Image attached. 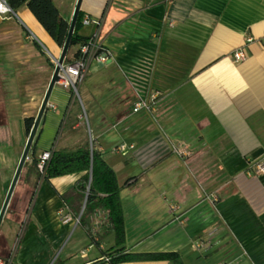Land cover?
<instances>
[{
  "label": "crops",
  "instance_id": "crops-1",
  "mask_svg": "<svg viewBox=\"0 0 264 264\" xmlns=\"http://www.w3.org/2000/svg\"><path fill=\"white\" fill-rule=\"evenodd\" d=\"M53 3L69 23L76 0ZM80 10L102 18L99 39L113 58L89 63L79 98L88 113L73 104L69 88L53 86L25 162L52 147L84 144L85 115L119 186L124 252H177L183 264H264V173L247 170L264 160V0H82ZM92 31L82 26L79 34ZM44 45L59 56L25 5L15 16H0V196L26 143L24 120H34L53 73ZM240 47L246 59L235 63L231 52ZM139 98L149 108L133 112ZM120 144L133 148L119 152ZM80 177L46 181L30 166L21 171L13 207L0 224L9 249L23 227L13 264H90L106 257L113 233L96 225L94 212L79 221ZM72 230L78 242L61 249ZM86 239L98 256L88 257Z\"/></svg>",
  "mask_w": 264,
  "mask_h": 264
},
{
  "label": "trees",
  "instance_id": "trees-1",
  "mask_svg": "<svg viewBox=\"0 0 264 264\" xmlns=\"http://www.w3.org/2000/svg\"><path fill=\"white\" fill-rule=\"evenodd\" d=\"M10 7L15 12L19 7L25 5L30 13L34 16L37 22L42 26L46 33L52 38L56 45L61 49L69 28V23L58 12L53 0H7ZM83 12L80 10L74 26L73 35L71 37L69 49L76 46L75 52L68 56V52L64 59V65H68L76 61L79 56L78 46L84 44L88 37L79 34L82 28ZM53 66L50 58H47ZM70 93L74 97L71 89ZM73 104L77 105L76 98ZM78 106V105H77ZM25 133L28 135L33 124V118L29 117L24 120ZM51 157L47 163L43 179L49 181L53 178L62 177L71 174H81V177L76 182V188L84 193L90 175V183L88 194L86 197L82 215L79 218L81 223L99 209L108 214L104 225H107L109 231L114 235V246L108 251L103 252V255L109 257L108 260L102 259L94 261L90 264H102L104 261L109 264H117L120 262L131 261H168L172 264H183L180 255L177 252H155L142 254H129L124 252L123 243L125 240L124 220L122 215V208L119 200V186L116 181V176L113 169L105 162L102 153L96 148L95 140L86 141L84 144L74 149H63L52 147ZM37 158H33L28 164L24 163L23 169L28 166L36 174ZM16 189L14 190L9 205L7 207L4 218L8 215L13 201L15 200ZM32 193L29 197V203L33 198ZM64 199L62 195H59ZM82 197L83 194L81 193ZM23 227L20 224L16 236H22ZM10 255V249L5 247L0 240V257L5 259ZM56 261V260H55ZM13 264V262H12Z\"/></svg>",
  "mask_w": 264,
  "mask_h": 264
},
{
  "label": "built area",
  "instance_id": "built-area-1",
  "mask_svg": "<svg viewBox=\"0 0 264 264\" xmlns=\"http://www.w3.org/2000/svg\"><path fill=\"white\" fill-rule=\"evenodd\" d=\"M0 16H15V12L8 4L7 0H0ZM103 20L101 17L92 19L88 16H83L82 18V26H93V31L87 36V41L78 46L79 56L71 64L62 65L59 71V80L57 84H60L64 87H67L72 90L73 94L77 93V84L82 81L85 77L89 63L95 61L98 64H106L110 62L113 58V54L109 48L104 46L99 39L100 30L102 27ZM247 41H251L250 38ZM261 42L264 43V36L261 38ZM232 59L235 63L244 61L246 59V54L243 51V48L234 49L231 52ZM53 64L55 65L54 57H51ZM75 96V95H74ZM149 101L147 98H139L133 105L132 111L138 112L142 109L149 108ZM48 107V105H47ZM51 109H55V106L50 105ZM83 117V115H82ZM84 118L86 119L85 115ZM91 139H89V142ZM132 145H125L120 144L116 147V150L119 152H124L128 149H132ZM176 153L179 155L186 154L185 151L175 149ZM52 149L45 150L40 153L37 157L35 168L38 175L43 178L46 170L47 163L51 157ZM248 171H252L254 174L264 173V160L254 161L248 164L247 166ZM90 180H88L86 189L84 191L85 196L87 197L88 188H89ZM92 217L96 220V225H102L107 220L108 214L103 210H97L93 213ZM68 219V217H66ZM20 241V236H16L12 246L10 247V255L8 258H1L0 257V264H12L16 249L18 247ZM105 260H108L109 257H105ZM217 264H224V263H217Z\"/></svg>",
  "mask_w": 264,
  "mask_h": 264
},
{
  "label": "water",
  "instance_id": "water-1",
  "mask_svg": "<svg viewBox=\"0 0 264 264\" xmlns=\"http://www.w3.org/2000/svg\"><path fill=\"white\" fill-rule=\"evenodd\" d=\"M81 3H82V0H76L75 7L73 10V14H72V17H71L70 22H69V28H68V32H67L65 42L61 48L59 56L57 58H54L55 59V65H54L52 76H51L50 81L48 83L44 97L40 103L38 112H37L36 116L34 117L33 124L30 128V131H29L27 139H26V143L24 145V148H23L22 153L20 155L19 161H18L17 166L15 168L13 177L11 179V182H10L9 187L7 189L6 195L4 197L2 205L0 207V224H1V222L4 218V215L6 213L7 207L9 205L10 200H11L12 194L14 192L15 186H16L17 181L19 179L23 165H24L25 161L28 159V154H29V151H30L32 144L34 142L38 125L42 119V116H43L46 108H47V103L49 100L51 90H52L53 86L57 83V81L59 80V71H60V69L64 63V59H65L67 51L69 49L71 37L73 35L74 26L76 23L78 13L80 11ZM89 180H90V175H89ZM85 201H86V196L84 197L83 206L85 204ZM82 209H83V207H82Z\"/></svg>",
  "mask_w": 264,
  "mask_h": 264
},
{
  "label": "rangeland",
  "instance_id": "rangeland-1",
  "mask_svg": "<svg viewBox=\"0 0 264 264\" xmlns=\"http://www.w3.org/2000/svg\"><path fill=\"white\" fill-rule=\"evenodd\" d=\"M109 1V0H108ZM105 8H107V7H105ZM44 47L46 48V50L48 51V56H49V58L51 57V56H54V53L49 49V47H47V46H45L44 45ZM73 50V48L71 47L70 49H69V51H68V55H70V53H71V51ZM53 68H54V65H53ZM86 76V75H85ZM88 76H86V78H87ZM86 78L84 79H82V81H80L78 84H77V86H76V88H77V93H75L74 95H75V97H76V101H77V105H78V107H79V109H80V112L83 114V112L84 111H87V108L85 109H82L83 107H82V105H81V103H80V100H79V98L81 99V96H82V86L85 84V81H86ZM79 95V96H78ZM87 113H88V111H87ZM88 115V114H87ZM84 118V117H83ZM83 122H84V124H85V127L83 128V131H82V135H83V138H84V140H85V142L86 141H88L89 142V139H91V137L89 136V135H91L92 134V132H90V133H88V131H87V124H86V120H85V118H84V120H83ZM89 126V125H88ZM67 128H68V122H66V120H65V122L63 123V124H61L60 125V128H59V131H58V133H57V136H56V141H57V143L59 144V142H60V140L61 139H63V137L66 135V131H67ZM4 197H5V195H1L0 196V207H1V204H2V202H3V199H4ZM84 197H85V193H83V196L81 197V200H84ZM82 207H84L83 205H82ZM22 220H23V218H24V216L22 215ZM78 230L76 231V232H74L73 230L72 231H70L68 234H67V237H66V239H65V242L63 243V245H62V247H61V249L63 248V247H65L66 246V248L67 247H70V245L72 244V243H74L75 241H76V243L78 242ZM12 241L11 242H13V239H11ZM86 242L87 243H85V244H87V246H86V249L88 248V257L89 258H92V257H95V256H98L99 255V250L97 249V247L93 244V243H90L91 245H88V240L86 239ZM106 243V242H105ZM104 243V244H105ZM12 244L13 243H10L9 244V246L11 247L12 246ZM105 246L107 247V244H105ZM81 249H83V247H79V248H77V253L73 256V259H75V260H78L79 259V255H80V250ZM84 250V249H83ZM84 252V251H83ZM82 254V253H81Z\"/></svg>",
  "mask_w": 264,
  "mask_h": 264
}]
</instances>
